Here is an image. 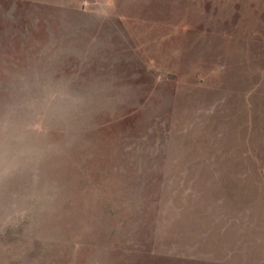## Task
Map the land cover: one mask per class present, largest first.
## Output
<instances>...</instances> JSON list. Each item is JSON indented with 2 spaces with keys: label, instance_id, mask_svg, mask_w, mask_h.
I'll list each match as a JSON object with an SVG mask.
<instances>
[{
  "label": "rangeland",
  "instance_id": "374dc122",
  "mask_svg": "<svg viewBox=\"0 0 264 264\" xmlns=\"http://www.w3.org/2000/svg\"><path fill=\"white\" fill-rule=\"evenodd\" d=\"M0 264H264V0H0Z\"/></svg>",
  "mask_w": 264,
  "mask_h": 264
}]
</instances>
